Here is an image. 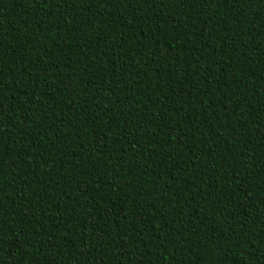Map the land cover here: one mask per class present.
<instances>
[{
	"label": "trees",
	"instance_id": "1",
	"mask_svg": "<svg viewBox=\"0 0 264 264\" xmlns=\"http://www.w3.org/2000/svg\"><path fill=\"white\" fill-rule=\"evenodd\" d=\"M0 94L5 264H264V0H0Z\"/></svg>",
	"mask_w": 264,
	"mask_h": 264
},
{
	"label": "snow or ice",
	"instance_id": "2",
	"mask_svg": "<svg viewBox=\"0 0 264 264\" xmlns=\"http://www.w3.org/2000/svg\"><path fill=\"white\" fill-rule=\"evenodd\" d=\"M128 2H129V0H81V3L82 4H85L86 3L89 6H91L93 4H95V5L108 4V5H113V6H120V5H125ZM159 2L160 3L161 2L162 3H166V2H172V0H159ZM179 2L181 3V0H179ZM188 2H190V0H188ZM196 2L197 3H200L201 5L202 4L212 5L213 3H216L217 5H219V3L221 2V0H196ZM227 2H231L233 4H236L238 2V0H227ZM243 2L244 3H248L250 5L253 2V0H243ZM135 3L136 4H139V5H146V4H149V3L156 4L157 3V0H135ZM146 19H149L150 20L151 17H147L146 16ZM147 26L150 27L151 25L148 24ZM229 31H231V29H229ZM141 54L143 55L144 53H141ZM99 71L106 72L107 69L101 68V69H99ZM224 78L227 79V77H224ZM244 83H245V81L243 79H241L240 80V84H244ZM237 95L244 96L245 95L244 90L241 89L239 91V93H237ZM248 101H250V99ZM2 103H3V95L0 94V104H2ZM85 103H87V101H85ZM236 107L239 108L240 105L238 104ZM2 112H3V106L0 107V114H2ZM3 151H4L3 140L0 139V152H3ZM253 159H255V158H253ZM4 161H5V159L3 158V156H0V174H2V172H3V168H4V165H5L4 164ZM13 163H15V161H13ZM229 166H231V165H229ZM209 187L210 188H213V190H214L216 186L213 185V184H210ZM0 204H2V201H0ZM2 211H3V209L0 208V212H2ZM124 219L127 220L128 218L125 217ZM96 228L99 229V224H96ZM4 235H6V232L4 231L3 227L0 226V264H5L4 256H3V251H2L4 249V245H5V240L3 239V236ZM169 243H172V240L171 239L169 240ZM33 244L36 247V245H37L36 242L33 243ZM111 244L112 243L109 242V245H111ZM117 244H119V242H117ZM160 244H163V239L162 238L160 239V243L158 245H160ZM158 245H157V247H158ZM237 245H239V247L241 246L239 241L237 242ZM38 250H40V249H38ZM130 253H131V249L129 248L128 249L129 256H131ZM81 255L83 256L84 253H81ZM122 255L123 254L121 253L120 256H122ZM11 258H12L13 261H15V259H16V258H13V257H11ZM128 262H129V264H145L144 259H140V260L135 261V262H133L132 259H128ZM120 264H124L123 260L120 262Z\"/></svg>",
	"mask_w": 264,
	"mask_h": 264
}]
</instances>
